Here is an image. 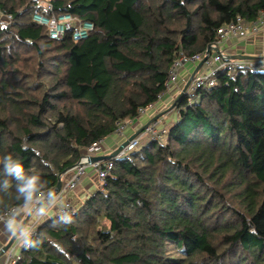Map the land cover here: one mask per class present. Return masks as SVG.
I'll return each mask as SVG.
<instances>
[{
    "label": "trees",
    "instance_id": "1",
    "mask_svg": "<svg viewBox=\"0 0 264 264\" xmlns=\"http://www.w3.org/2000/svg\"><path fill=\"white\" fill-rule=\"evenodd\" d=\"M40 0H0V214L53 191L60 175L117 123L167 91L181 53L205 52L220 27L264 12V0H51L94 29L53 39ZM175 100L163 141L114 160L103 190L17 264H264V71H222ZM22 168L19 177L6 158ZM37 177L28 201L18 186ZM173 244L184 257L172 259Z\"/></svg>",
    "mask_w": 264,
    "mask_h": 264
},
{
    "label": "built area",
    "instance_id": "2",
    "mask_svg": "<svg viewBox=\"0 0 264 264\" xmlns=\"http://www.w3.org/2000/svg\"><path fill=\"white\" fill-rule=\"evenodd\" d=\"M39 4L45 8L46 13L40 11L34 13L33 20L37 24L47 27L49 35L53 39H61L67 33L72 32L73 39L75 41H80L87 38L90 32L94 29V25L91 22H80L71 14H56L51 0H40ZM0 19H3L5 23H10L12 21V15L3 14L0 9ZM263 30L264 12H262L256 20L249 23H246L241 16H238L235 20L223 25L217 31V41L209 45L212 50L210 55H207V50L201 54H180L169 71L166 92L171 91L172 87L179 83V72L181 68L187 64L198 65L201 62L203 63L200 69L195 73L194 78L188 87L182 92L190 95V103H195L197 101L198 97H196V95L200 89L213 87L217 82L218 74L222 71L235 74L241 67H247L254 71H264V53L258 55L254 59H234L227 51L220 48L221 44L226 43L229 39H244L249 35H257ZM206 56L207 58L205 59ZM163 96L164 94H161L158 96L156 102L140 107L138 110V116L145 115L156 109L157 103L162 100ZM131 122L132 120L118 122L114 135L124 137ZM168 131L169 127L163 116H160L148 123L145 129L137 136L130 139L127 145L120 150L115 157L102 158L91 162V157L105 155L104 139L94 142L75 165L68 168L60 175V178L63 181L62 187L54 197L50 198L52 205L57 200L63 199V203L58 209V214L60 216H63L64 214H70L73 216L75 214V207L72 202L65 199V197L69 192L78 189L90 172L94 173L98 179V189L103 190L107 177L111 174L114 168L115 159L129 157L134 151L143 145L142 140L146 137L148 139L146 143L150 141H162V139L168 134ZM53 191L40 192L37 200L46 199ZM26 204L27 203L5 210L0 214V223H9V221L15 222ZM26 230L31 232V237L35 234L36 227L35 225H32ZM25 249L28 248H25L17 238L11 247L4 253L3 264H17L21 259L22 251ZM17 250H20V252L17 253Z\"/></svg>",
    "mask_w": 264,
    "mask_h": 264
},
{
    "label": "crops",
    "instance_id": "3",
    "mask_svg": "<svg viewBox=\"0 0 264 264\" xmlns=\"http://www.w3.org/2000/svg\"><path fill=\"white\" fill-rule=\"evenodd\" d=\"M220 48L225 50L230 55H245L249 57H256L257 55L264 53V30L257 35H249L247 38L239 39L232 38L229 39L226 43L221 44ZM199 64H187L181 68L179 72V83L171 91L166 92L164 98L159 101L156 105V109L150 111L149 113L138 116L136 119L132 120L131 124L127 128L124 138L117 137L112 135L105 138V155H110L123 143L126 138L131 137L132 135L141 131V129L148 123H150L156 116H160L165 111H168L166 114H163L165 118L168 119L172 117L171 122H166L167 126L177 120V111L172 110V106L176 98L180 95H174L175 90H180L185 87V84L190 80L191 76L194 75L200 68ZM198 68V69H197ZM173 98H175L173 100ZM171 108V110H170ZM120 138V139H119ZM98 190V183L94 173H89L88 176L83 181L79 189L69 192L65 199L72 201L77 206L81 205L91 194ZM63 199L57 200L55 203H51L50 199L48 200H37V198L28 202L22 209V212L18 219L14 222L18 226L17 235L20 234L21 230H26L28 227L35 225L37 227L39 224L43 223L50 217L59 215L58 209L62 205ZM41 207H46V214L40 212ZM8 223H0V251L1 249L10 241L14 236L8 229ZM18 238V236H17ZM16 238V239H17ZM16 241V240H15ZM20 250H17L19 253ZM4 255L0 256V264H3Z\"/></svg>",
    "mask_w": 264,
    "mask_h": 264
},
{
    "label": "clouds",
    "instance_id": "4",
    "mask_svg": "<svg viewBox=\"0 0 264 264\" xmlns=\"http://www.w3.org/2000/svg\"><path fill=\"white\" fill-rule=\"evenodd\" d=\"M6 161H7L6 164L8 165L9 169L14 171L19 177L24 178V176L21 175L22 168L19 164L12 162L11 157H7ZM37 179H38L37 177L32 176V177L28 178L24 184L18 186V192L21 193L28 201H31L33 198V193L36 190ZM39 211L46 214V207H41ZM61 219L64 221L65 225H70L73 222V216L70 214H64L61 217ZM6 227L13 235H16V233L18 231V226L15 225V223L13 221H9V223ZM30 235H31L30 231L21 230L20 234L17 236H18V239L20 240L21 244L25 248H36V247H38L42 243V240L33 241L29 238Z\"/></svg>",
    "mask_w": 264,
    "mask_h": 264
},
{
    "label": "water",
    "instance_id": "5",
    "mask_svg": "<svg viewBox=\"0 0 264 264\" xmlns=\"http://www.w3.org/2000/svg\"><path fill=\"white\" fill-rule=\"evenodd\" d=\"M211 48L210 47H208V49H207V55H210V53H211ZM231 57L232 58H234V59H249V58H255V57H249V56H245V55H231ZM207 58V56L205 57V59ZM202 62L199 64V66H198V68H200L201 66H202ZM197 68V69H198ZM194 75H195V73H194ZM194 75H192L191 76V78H190V80L187 82V84L185 85V87H184V90L188 87V85L190 84V82L192 81V79L194 78ZM157 117H155L153 120H155ZM147 126V124L141 129V131L142 130H144L145 129V127ZM141 131H139L138 133H136V134H134V135H132L129 139H127V140H125L118 148H117V150L116 151H114L113 153H111L110 155H107V156H96V157H91L90 159H91V162H94V161H97V160H100V159H102V158H112V157H115L116 155H117V153L120 151V150H122L126 145H127V143L129 142V140L130 139H132V138H134L135 136H137ZM62 184H63V181H62V179L61 178H59V181H58V184H57V186H56V188L54 189V191L52 192V194H49L48 196H47V198L45 199V200H48V199H50V198H52V197H54L59 191H60V189H61V187H62ZM54 194V195H53ZM16 238H17V234L16 235H14L11 239H10V241L1 249V251H0V256H3L4 255V253L11 247V245L15 242V240H16Z\"/></svg>",
    "mask_w": 264,
    "mask_h": 264
},
{
    "label": "rangeland",
    "instance_id": "6",
    "mask_svg": "<svg viewBox=\"0 0 264 264\" xmlns=\"http://www.w3.org/2000/svg\"><path fill=\"white\" fill-rule=\"evenodd\" d=\"M257 56H258V55H257ZM257 56H256V57H257ZM249 59H254V58H249ZM186 84H187V83H186ZM186 84H185V85H186ZM175 87H176V85H174V86L172 87V89L175 88ZM183 90H184V88L181 89L180 92H179V90H175V91H174V95L177 96V95H179L178 93L181 94V93L183 92ZM165 94H166V93H165ZM165 94H164V96H165ZM163 98H164V97H163ZM163 98H162V99H163ZM174 99H175V98H173V100H174ZM170 107H172V110H174V111L176 110V109L174 108V107H175V101H174V104H173L172 106H170ZM170 110H171V108H170ZM168 111H169V110H168ZM168 111H165V112L162 113L160 116H165V115H163V114H166ZM175 112H176V111H175ZM160 116H156V117L159 118ZM163 118H164L165 122H167V121H168V122H171V121H172V117H171V118L168 117V119L165 118V117H163ZM152 121H153V120H152ZM117 137H118V136H117ZM120 138L122 139V138H124V137H120ZM120 138H119V139H120ZM129 138H130V137H129ZM129 138H126L125 140H127V139H129ZM125 140H124V141H125ZM147 140H148L147 137L144 138V139L142 140V143H143V144L146 143ZM164 140H165V138L162 139V143H163ZM124 141H123V142H124ZM104 142H105V139H104ZM104 146H105V143H104ZM95 177H96V175H95ZM96 180H97V183H98V179H97V177H96ZM82 183H83V182H82ZM81 185H82V184H81ZM81 185H80V186H81ZM80 186H79V187H80ZM78 189H79V188H78ZM78 189H77V190H78ZM71 202H72V201H71ZM72 204H73V206L75 207V209H77V207L80 206V205L77 206V205H76L75 203H73V202H72ZM169 254L171 255V258H172V259H180V258L184 257L183 253H181L180 250L177 249V247H176L175 245H173V244H170V245H169Z\"/></svg>",
    "mask_w": 264,
    "mask_h": 264
}]
</instances>
